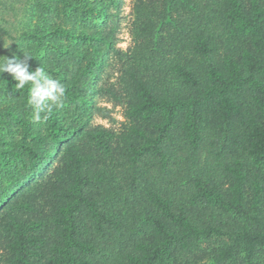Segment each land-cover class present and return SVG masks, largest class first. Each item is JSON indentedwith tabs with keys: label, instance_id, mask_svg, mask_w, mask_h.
Returning a JSON list of instances; mask_svg holds the SVG:
<instances>
[{
	"label": "trees",
	"instance_id": "16d2710c",
	"mask_svg": "<svg viewBox=\"0 0 264 264\" xmlns=\"http://www.w3.org/2000/svg\"><path fill=\"white\" fill-rule=\"evenodd\" d=\"M87 1L0 0V37L16 32L0 55H31L65 87L33 122L28 86L0 73V264H264V0H135L127 51L113 28L60 22L119 4ZM107 57L127 104L119 136L88 127ZM203 242L209 261L186 262Z\"/></svg>",
	"mask_w": 264,
	"mask_h": 264
},
{
	"label": "rangeland",
	"instance_id": "374dc122",
	"mask_svg": "<svg viewBox=\"0 0 264 264\" xmlns=\"http://www.w3.org/2000/svg\"><path fill=\"white\" fill-rule=\"evenodd\" d=\"M88 2L87 0H85ZM135 0H119V4L114 6L109 3L107 9L112 12V14L105 19L95 16L93 13L84 10L83 8H78L73 10L69 16L64 15L60 22L65 26H72L75 28H80L89 32H103L107 29H114L115 44L117 48H120L124 51L129 50L133 46V28L135 26ZM38 8V6H36ZM36 21V19H35ZM219 31V29H217ZM12 37H7L6 35L1 34L0 44L1 49L10 51L12 46H14L15 41L14 37L16 32H11ZM219 43V49H222L220 40L217 37ZM64 43H67L64 40ZM77 47V45L72 44ZM23 52L30 54V50L24 49ZM15 56H18L19 59L24 58L23 54L16 53ZM120 63L117 60H114L111 57L105 58V63L101 69L96 71L95 77H93V85L97 89L91 99L94 102L95 109L93 117L88 124V127L103 125L113 129L117 136H119L125 130L126 125L129 123V119L126 116L127 104L123 95L119 89V75H120ZM111 88L120 95V100L115 99L109 92L108 89ZM80 138H73V143L78 146H83L84 142ZM119 149V144L117 141L113 142V151L117 152ZM63 153V146H61L60 151L53 156L51 162L47 167L36 177L40 178L51 173L59 164L60 158ZM97 163H107L109 158L107 157H97ZM249 170H254L250 164H248ZM261 175L264 178V170H260ZM213 247L211 242H203L199 247L185 255L186 262L188 263H204L209 261L210 249ZM4 242L0 237V255L4 254Z\"/></svg>",
	"mask_w": 264,
	"mask_h": 264
},
{
	"label": "clouds",
	"instance_id": "9594fccd",
	"mask_svg": "<svg viewBox=\"0 0 264 264\" xmlns=\"http://www.w3.org/2000/svg\"><path fill=\"white\" fill-rule=\"evenodd\" d=\"M29 57L32 56L24 54V58L19 59L15 55H0V73H9L18 90L28 86L27 104L32 110L31 119L39 122L42 113H50L53 108L63 106L65 87L50 77L43 67L37 66L33 70L27 62Z\"/></svg>",
	"mask_w": 264,
	"mask_h": 264
}]
</instances>
